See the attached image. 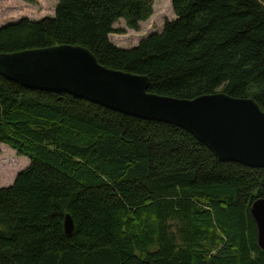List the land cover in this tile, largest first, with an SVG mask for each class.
Returning a JSON list of instances; mask_svg holds the SVG:
<instances>
[{"label": "trees", "instance_id": "1", "mask_svg": "<svg viewBox=\"0 0 264 264\" xmlns=\"http://www.w3.org/2000/svg\"><path fill=\"white\" fill-rule=\"evenodd\" d=\"M172 9L161 32L123 50L113 26L137 32L153 0H57L53 17L1 26L0 54L78 46L107 69L147 77L156 95L224 93L264 111V0ZM3 145L29 166L0 188V264H264L250 215L264 168L220 162L175 125L0 75Z\"/></svg>", "mask_w": 264, "mask_h": 264}, {"label": "water", "instance_id": "2", "mask_svg": "<svg viewBox=\"0 0 264 264\" xmlns=\"http://www.w3.org/2000/svg\"><path fill=\"white\" fill-rule=\"evenodd\" d=\"M0 75L29 90L69 94L128 116L176 125L220 162L264 168V111L251 99L224 93L188 100L159 96L149 92L146 77L107 69L85 48L68 45L0 54ZM251 213L264 251V199L253 202ZM64 222L71 234L70 217Z\"/></svg>", "mask_w": 264, "mask_h": 264}, {"label": "rangeland", "instance_id": "3", "mask_svg": "<svg viewBox=\"0 0 264 264\" xmlns=\"http://www.w3.org/2000/svg\"><path fill=\"white\" fill-rule=\"evenodd\" d=\"M56 3L57 0H32L31 2L0 0V27L21 18L38 21L45 17H53ZM174 19L172 0H153V13L148 20L139 24L137 32L127 29L124 22L119 20L113 27L116 30H123V32L112 34L109 37L110 42L117 48L130 49L150 34L161 32L164 22ZM28 166L29 160L26 157L16 155L6 145L1 146L0 188L11 185L15 177Z\"/></svg>", "mask_w": 264, "mask_h": 264}, {"label": "bare ground", "instance_id": "4", "mask_svg": "<svg viewBox=\"0 0 264 264\" xmlns=\"http://www.w3.org/2000/svg\"><path fill=\"white\" fill-rule=\"evenodd\" d=\"M114 71H116V70H114ZM121 72V71H120ZM140 77H144V76H140ZM147 78V77H146ZM148 79V78H147ZM148 81H149V79H148ZM149 86H150V82H149ZM148 89H149V87H148ZM217 94V93H216ZM226 95V94H225ZM228 96V95H227ZM164 97V96H163ZM230 97V96H229ZM232 98V97H231ZM173 99H175V98H173ZM236 99H242V98H236ZM246 99V98H245ZM177 100H182V99H177ZM246 100H250V99H246ZM252 100V99H251ZM254 101V100H253ZM94 104V103H93ZM96 105H98V104H96ZM98 106H100V105H98ZM100 107H102V106H100ZM104 108V107H103ZM260 108V107H259ZM261 109V108H260ZM112 111V110H111ZM113 112H115V111H113ZM117 113H119V112H117ZM120 114H122V113H120ZM123 115H125V114H123ZM126 116H128V115H126ZM130 117H132V116H130ZM138 119H141V118H138ZM142 120H145V121H153V120H147V119H142ZM153 122H155V121H153ZM159 123H164V122H159ZM166 124H170V123H166ZM173 125V124H172ZM176 126V125H175ZM178 127V126H177ZM180 128V127H179ZM182 129V128H181ZM184 130V129H183ZM186 131V130H185ZM189 133V132H188ZM191 134V133H190ZM192 135V134H191ZM194 136V135H193ZM195 137V136H194ZM199 141V140H198ZM200 142V141H199ZM201 143V142H200ZM211 151V150H210ZM214 155V154H213ZM251 208H252V206H251ZM251 208H250V214H251V217L253 218V220H254V217H253V215H252V213H251ZM259 211V210H258ZM255 215H257L256 214V212H255ZM65 216H69L70 217V219H71V221H72V232H71V234H68V227H66V225H65V222H63V231H64V235L67 237V238H71L72 236H73V234H74V230H75V225H74V222H73V219H72V217L69 215V214H66ZM65 218V217H64ZM254 222H255V225H256V230H257V223H256V221L254 220ZM256 237H257V231H256ZM257 239V238H256ZM256 243H257V240H256ZM257 246H258V243H257ZM259 248V247H258ZM260 249V248H259ZM263 251V250H262Z\"/></svg>", "mask_w": 264, "mask_h": 264}]
</instances>
